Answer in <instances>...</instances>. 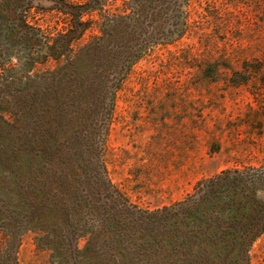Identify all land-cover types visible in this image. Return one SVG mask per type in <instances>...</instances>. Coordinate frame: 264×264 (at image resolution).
<instances>
[{
	"label": "trees",
	"instance_id": "16d2710c",
	"mask_svg": "<svg viewBox=\"0 0 264 264\" xmlns=\"http://www.w3.org/2000/svg\"><path fill=\"white\" fill-rule=\"evenodd\" d=\"M47 1H0V264H21L30 232L51 264H252L264 166L225 169L150 208L115 183L107 159L135 67L186 39L209 48L221 13L193 0ZM193 49L168 52L198 60ZM203 74L220 71L208 63Z\"/></svg>",
	"mask_w": 264,
	"mask_h": 264
},
{
	"label": "rangeland",
	"instance_id": "374dc122",
	"mask_svg": "<svg viewBox=\"0 0 264 264\" xmlns=\"http://www.w3.org/2000/svg\"><path fill=\"white\" fill-rule=\"evenodd\" d=\"M200 6L222 15L209 26L210 47L191 38L158 50L135 67L120 94L107 159L115 183L145 207L180 201L200 180L225 169L264 166V0H193L191 9ZM45 15L55 23L53 13ZM193 46L198 60L168 52L182 56ZM208 63L220 74L205 76ZM230 69L242 74L230 80ZM259 195L264 200V190ZM38 237L30 232L22 238L21 264H51ZM251 255L252 264H264V235Z\"/></svg>",
	"mask_w": 264,
	"mask_h": 264
}]
</instances>
